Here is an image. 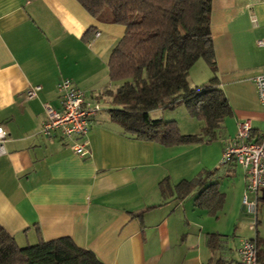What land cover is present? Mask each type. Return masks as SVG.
<instances>
[{
  "label": "crops",
  "instance_id": "0c3cea01",
  "mask_svg": "<svg viewBox=\"0 0 264 264\" xmlns=\"http://www.w3.org/2000/svg\"><path fill=\"white\" fill-rule=\"evenodd\" d=\"M212 2L216 75L232 114L213 141L165 146L130 136L111 121L106 92L123 80H111L108 57L124 25L93 17L77 0H0V126L7 132L0 225L19 246L70 236L106 264H240L236 206L256 221L253 238H264L257 230L264 188L249 194L257 199L253 216L243 205L244 169L219 162L240 122L264 133V105L253 82L264 69V46L257 44L264 37V0ZM197 63L190 80L207 82L213 71ZM63 78L103 106L86 134L85 155L60 130L41 132L43 104L61 107L57 84ZM32 85L41 89L31 99L26 92ZM159 111L152 115L161 118ZM202 125L182 132L198 133ZM238 167L241 176H234ZM199 178L189 194L176 195L179 181ZM165 179L172 190L163 194L159 182ZM206 189L214 193L200 205Z\"/></svg>",
  "mask_w": 264,
  "mask_h": 264
},
{
  "label": "trees",
  "instance_id": "16d2710c",
  "mask_svg": "<svg viewBox=\"0 0 264 264\" xmlns=\"http://www.w3.org/2000/svg\"><path fill=\"white\" fill-rule=\"evenodd\" d=\"M77 1L93 17L126 27L108 57L111 80H123L116 91L106 92L112 98L111 121L130 136L165 146L217 139L232 109L216 75L210 28L213 0ZM199 59L209 64L213 76L205 85L193 86L189 73ZM177 104H185L189 113L203 122L198 133L185 134L177 121L152 115L155 109ZM249 139L260 142L262 135L252 128ZM200 179L179 181L176 195L182 198L189 194ZM159 184L163 194L172 190L167 179ZM213 193V189L204 190L198 197L199 204L204 205ZM218 207L214 206L212 213ZM215 239L217 233L210 234L208 241L212 247ZM251 239L257 244L259 264H264V238ZM0 264L106 263L70 236L42 239L21 247L0 225Z\"/></svg>",
  "mask_w": 264,
  "mask_h": 264
},
{
  "label": "built area",
  "instance_id": "2783aa9c",
  "mask_svg": "<svg viewBox=\"0 0 264 264\" xmlns=\"http://www.w3.org/2000/svg\"><path fill=\"white\" fill-rule=\"evenodd\" d=\"M259 46H264V37L257 41ZM259 101L264 105V69L253 76ZM40 85H32L26 94L28 98L37 96ZM57 91L61 101V107H53L50 103H44L45 120L41 126V132L46 136H53L57 130L62 136L73 139L72 148L80 155L89 152L88 134L92 119L103 108L100 102H89L84 97L85 92L73 84L69 78H63L57 84ZM251 124L248 120L238 124L236 137L224 146L220 164L235 162L245 171L246 189L243 197V205L253 216L257 213V199L250 200L249 194H257L260 188H264V133L260 142L249 141ZM5 138L7 132L0 126V155L6 153ZM256 221L253 224L255 227ZM255 240L242 239L239 247L240 264H259L258 249Z\"/></svg>",
  "mask_w": 264,
  "mask_h": 264
},
{
  "label": "rangeland",
  "instance_id": "374dc122",
  "mask_svg": "<svg viewBox=\"0 0 264 264\" xmlns=\"http://www.w3.org/2000/svg\"><path fill=\"white\" fill-rule=\"evenodd\" d=\"M197 64H204V66H206V62L202 59L198 60ZM197 67V65H196ZM207 71H209V67L207 69H205ZM211 70V69H210ZM199 78H201V76L203 77L202 73L203 71L200 70L199 71ZM213 73V72H212ZM213 76V74H212ZM190 73H189V79L190 80ZM207 82L209 81L206 80ZM202 81L197 83V82H192V80H190V83L193 86H202L205 85L207 82ZM175 107L172 108H166V109H160V114H161V118L165 119V120H175L177 121L179 127H180V131H187L190 129H195V126L197 125H202V122L197 120L196 118H194L190 113H189V109L186 107L185 104H177L174 105ZM105 108H109L108 106H105ZM104 113H107V110L105 109ZM154 117H157V115H153ZM184 133V132H183ZM220 162V161H219ZM234 176H241V169L238 167L236 170V174ZM262 208L264 209V202H262L260 204V211L262 210ZM239 214V216L241 215V222L239 223L238 227L236 228V237H242V239H249V238H253L255 236L256 230L255 227H253V224L255 223L254 220L249 218V214L245 213L242 211L241 207H237L236 206V214ZM245 216H248V218H245ZM264 217V216H263ZM260 232L261 236H264V218L262 223H260L258 225V229ZM237 238V239H238Z\"/></svg>",
  "mask_w": 264,
  "mask_h": 264
}]
</instances>
